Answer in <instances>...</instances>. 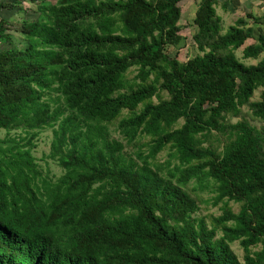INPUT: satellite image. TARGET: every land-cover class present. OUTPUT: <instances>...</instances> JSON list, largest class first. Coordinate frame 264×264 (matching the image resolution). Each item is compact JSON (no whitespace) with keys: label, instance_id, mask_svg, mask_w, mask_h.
I'll return each instance as SVG.
<instances>
[{"label":"trees","instance_id":"obj_1","mask_svg":"<svg viewBox=\"0 0 264 264\" xmlns=\"http://www.w3.org/2000/svg\"><path fill=\"white\" fill-rule=\"evenodd\" d=\"M30 1L15 34L23 1L0 0V264H264V57L236 53L260 57L264 15L222 32L200 0L181 61L183 0ZM197 188L220 215H195Z\"/></svg>","mask_w":264,"mask_h":264},{"label":"rangeland","instance_id":"obj_2","mask_svg":"<svg viewBox=\"0 0 264 264\" xmlns=\"http://www.w3.org/2000/svg\"><path fill=\"white\" fill-rule=\"evenodd\" d=\"M199 1L200 0H183L180 2V6L182 8V17L179 21V24L181 25V34L183 35L184 39L180 45H177V46L170 45L168 47V53L171 57L177 56L181 61L188 60L189 58L193 57L199 52L196 46V43L194 41V38H193L194 34L197 31V25L194 22V16L196 14ZM223 1L225 2L224 5H222ZM233 1L235 0H218L217 2V12L222 17V26H223L222 32H226L230 28V26L236 21L238 17L246 16L247 15L246 13L248 11H254V13L258 11V9L256 8L254 9L253 8L251 9L248 7L245 8V5L241 4L240 2L237 1L235 4V2ZM232 2L233 4H231ZM21 7L24 8L25 13H23L19 7H15L10 10H7V9L2 10V12H4L3 16L6 18L8 17V20L10 21L12 25V32L15 34H20V28L22 27L21 24H22L23 17H29L31 19H35L38 14L37 4L31 2L30 0L29 1L23 0V5H21ZM256 15H260V13H256ZM247 19L249 23H252L253 20L251 18H247ZM254 32H255L254 36L252 38H249L246 41L245 45L256 41V38L259 34V29L257 26L254 27ZM243 47L244 46L240 47L236 51V53L246 63H257L259 59L264 57V51H263L260 57L257 59H253V58L245 59L242 56ZM135 73H136V70L131 69L128 72V75L129 77H133ZM263 90H264V85L260 84L255 89L252 100L259 99L260 94ZM244 112H245L246 117L254 125L261 126L263 124L262 121L253 119L247 108H244ZM238 119H239L238 117H234L233 121L235 122ZM51 132H52L51 129H46L43 132L40 141L36 145L35 155L39 158V160L41 159L40 161H42L43 157L45 156V153L49 151L51 134H52ZM0 135L1 137H4L3 132ZM113 135L117 136L118 134H113ZM147 139H148L147 137H142L141 140L137 143L135 142L132 144H127L126 151H128L129 153H134V151L138 149L139 144L143 143ZM146 147L147 146H145L144 149H146ZM167 152L168 151L165 150L164 152L160 154L159 159L161 161L165 160L168 157ZM41 163L43 164V167L46 171L47 167H46L45 162H41ZM47 165H49L50 167L51 175L53 173H55L56 175L60 174L61 169L59 168V166L54 164L52 160H48ZM191 185L192 184L190 183L189 187H191ZM192 193L198 198L200 202V209L195 213V215L204 216L206 217L207 221H209L212 215H220L222 213V209L220 207L223 205V203L220 202L219 204H214L213 202V197L215 195L214 192L208 189L197 188L194 192L192 191ZM230 204L233 206L235 211L239 210L240 205L238 203L232 201ZM231 248L237 254L238 258L241 261H243L244 251H243L241 244L238 241H235L231 244Z\"/></svg>","mask_w":264,"mask_h":264},{"label":"crops","instance_id":"obj_3","mask_svg":"<svg viewBox=\"0 0 264 264\" xmlns=\"http://www.w3.org/2000/svg\"><path fill=\"white\" fill-rule=\"evenodd\" d=\"M237 1L240 2L241 4L245 5V8L248 7L251 9L252 8L258 9V11H256V13H260V15H264V0H235L233 2H235V4H236ZM233 2L231 4H233ZM224 4H225V2L223 1L222 5H224ZM253 13H254V11H253Z\"/></svg>","mask_w":264,"mask_h":264},{"label":"clouds","instance_id":"obj_4","mask_svg":"<svg viewBox=\"0 0 264 264\" xmlns=\"http://www.w3.org/2000/svg\"><path fill=\"white\" fill-rule=\"evenodd\" d=\"M9 1H11V0H9ZM23 1V0H22ZM4 13V12H3ZM114 126L113 125H111V128H113Z\"/></svg>","mask_w":264,"mask_h":264}]
</instances>
